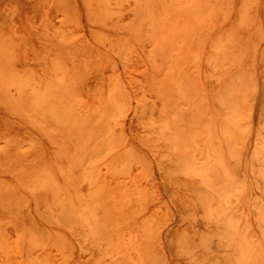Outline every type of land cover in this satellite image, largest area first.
I'll list each match as a JSON object with an SVG mask.
<instances>
[{
    "label": "bare ground",
    "instance_id": "1",
    "mask_svg": "<svg viewBox=\"0 0 264 264\" xmlns=\"http://www.w3.org/2000/svg\"><path fill=\"white\" fill-rule=\"evenodd\" d=\"M70 2H73V1H70ZM70 2L68 4V8H70V4H71ZM94 2H96V0H94ZM98 2H96V5ZM115 2L117 3V8H116V5L114 4L113 5L115 6L116 11L113 14L111 12H107L111 14V16L109 17L112 18V17L117 16V18L118 17L122 18L123 22H125V25L128 26L129 30L133 28L137 32L136 38L140 37V40H141V37H145V38H148L147 41L150 40V43H151L152 39H154L157 46L163 49L164 53H166V55L169 57L171 74H169L167 78L165 77V80H162L161 82H159L156 87V95L157 93H160L158 94L159 96L162 95V100H161L162 106L160 107V109H162L163 111H168L170 110V108H175L173 103L171 104L168 103V100L172 99V95L170 93L171 90L170 91L167 90V88L173 85L174 83H176L180 91H183L187 94L190 93L192 95V96L189 95L191 97V102L190 103L188 102V107L185 110L180 108V110H184L181 112L178 110L177 112H180V114H176L172 112V114H170V117L167 116L165 118L159 119V118H155V116H151L148 110V103H147L148 93H146L144 89L139 88V87L134 90L126 88L125 78L122 76V73L118 67L121 61L120 59L121 54L119 53V50H120L119 45L107 47L106 44L102 40L103 38H101L102 36L100 37L96 33L95 30H94L95 31L94 33L92 32L93 36L92 34L89 33V35H91V41L93 37V44L91 45V47H93L92 48L93 56L90 55L91 60L90 58L89 60L94 61L93 58H95V62H96L94 64L95 66L92 68L93 73L89 72L90 77L88 78V82L86 79H83V77H81L82 75L81 72H80L79 77L75 76L78 79L82 78L83 81L85 80V82L88 83L87 85L86 83L84 84L85 89L87 88L86 91L83 88L84 89L83 92L81 90L82 93L80 91L75 92L74 89H78L75 87V83H74V80L76 81V79L72 78V75L69 76L68 74L67 76V73H69V71L75 72L73 71V68H71V65L73 66L72 64L73 60H74L73 62H77L75 61V58H77L76 53H75L76 56H73V60H69V62L71 61L70 62L71 64H69L70 66L68 65L69 70L68 68H66L68 70L66 74L64 73L65 70L59 69L57 60H52L54 62L53 63L54 66L52 64V67H50V71L52 70L51 68L53 67H55V69H53L52 72L49 71V73L52 74L53 71L55 70L54 77L56 78H53V76L50 74L51 78L46 79L44 76H42L44 75L42 71L39 72L40 75H38V73H34V71L32 73V70L30 71L27 70L25 73H23L24 76H22L19 73V71L15 67H13V66H16V64L19 61L25 60L30 65H32L33 68L43 67V66L39 67L38 64L36 66L35 62L37 60L32 61L31 57H29V59L25 57L24 55L25 48L29 49L30 46H33V48L35 47L36 53L38 56L41 54V51H40L39 46L36 47V45L34 44L35 43L34 39L38 37L39 35L40 37H44L46 39L45 43L47 42V39H48L49 41L48 48H49L50 40L51 42H53V40H55V37H57L59 31L58 33L56 32V36H55V34L51 35L50 32H48L47 30L44 31L40 27L41 30L37 31L38 32L37 34H39L37 36V34H33L34 32H32L31 24L29 25L28 20L26 21L25 19H24L25 21L24 24L20 25L22 28L18 29L19 25L17 24L19 23L16 22L17 20L15 21L13 17H11L12 15H14V11H13L14 6L12 9V7L8 5V7L10 6V8L12 9L10 11L13 13L8 11L9 10L8 9L6 10V16L0 17V24H2V28L4 24L6 26V27L4 26L5 30L0 27L1 28L0 29L1 30L0 31V63L2 64V65L0 64V66H2L3 68V70H1L0 68V79H1V76H2L1 82L4 80L13 79V83L17 87H21L23 91L20 92L22 96L21 97L19 96L20 98H18V100L20 99V101L18 100L13 101V99H16V96H17L16 94L13 95L14 98L11 97L12 99L10 98V100H8L9 101L8 114H5V112H7L6 110L7 105L4 104V107H6V109L4 108V110L6 111L4 112L3 117L0 116V119L1 118L3 119V121L0 122V125H6L7 124L6 121H8V124L10 122V125L12 126L22 125L23 127V125H30L31 131L32 129L33 130L35 129L34 130L35 134H37L36 130L39 132V129L41 128V127L40 128L37 127L38 125H41V126L43 125V127L44 125H53L52 127L55 128V132L57 131L58 135L54 133V136L56 138H54L53 136H49V139L50 138L53 140L57 139V141H55L54 143L57 146H58L57 142H59V140L61 139V141H64L65 144H68V147H65L63 149L62 146H65V145L61 144L62 143L61 141H60L61 142L60 144L63 150L62 149L59 150L60 146L58 147L57 150H55L53 143L51 147L50 145L48 146V148L50 147L49 149L52 150V154L54 150L55 156L52 157L51 161L54 160V163L52 165H54L55 167V165L57 164L56 161L59 158L58 163H59L60 168L58 170L62 171L61 175L64 174L65 176L67 175L69 176L68 178L66 177L67 179L66 178L65 179L69 180L70 185H71V183H74V180L71 182V179L69 178L70 176L74 175L76 171L78 174H80L79 175L80 179L83 182L88 180L87 176H88V170L90 169V167L87 161L90 160V157H91L90 153L92 152L91 147L93 146V145H89L90 141L95 140V139H98V141L99 139L106 141L108 139V135H110L109 133L110 126L112 125V127H114V125H120L121 118H123L121 117L123 111L126 109L128 110L131 109L133 114L131 113L132 118H131L130 125H137L139 127V130L137 132H140V130L143 131L146 138H149V139L155 138L156 140L157 138L156 136L158 135L165 136L166 134L174 135L176 136V138L178 137V140H179L178 152H180V154L179 153L178 154L183 157L181 159H184L185 157L186 162H183L184 163L183 166L179 167L182 161L178 160L180 163L179 162L177 163H179L180 165L178 164L179 166L178 165L177 166L180 169L178 168H177L178 170L176 169L174 178L176 179L177 185L178 184L180 185V188L183 187L187 189L186 191H188L187 192L188 195L186 199L193 202L197 206L201 207L203 210V212L202 211L200 212V215H196L191 219V227L197 228L198 226H202L204 224V221H206L205 223H208L209 220L212 219V217H214L213 212H212V207H215L216 210L217 209L224 210L227 204L231 203V201L236 197L239 199L238 202L240 201L241 205L243 204L245 213H249L250 215L252 211H255V213L257 214L256 216L258 218V221L255 223H252L251 228L246 233L249 238L247 237V240L245 241V246L247 247V250L245 252H243L242 250L243 246H241V242L239 241V239H237L238 237L243 238L241 234L242 231H239L237 227H234V226L232 228L226 227V228H220L217 231L215 230L216 231L215 235H211V236L202 235L200 236V238L198 237L197 240L195 239L194 241L183 242L182 247H181L182 251L180 252H182L183 255L186 256V258L190 259L193 264H208L209 262H213L214 264H264V255H262L264 254V160L262 159L264 157L263 147H262L263 140H264V132L262 131V129H260L256 125L244 124V123L238 122L235 119L237 109L248 110V105L249 103H251V101L245 102L246 98L251 93L250 94L247 93V96L244 99H242L239 96L238 91H239L240 86L246 85L247 87H249L247 89L248 91L249 89H254L256 87L258 88L257 78L259 74H261V79H264V50H263V46H264V0H239L237 3L234 4L233 7H232V4L229 3V0H115ZM6 3L5 4L3 3V7L4 5L6 6ZM78 3H81V2L78 1ZM99 3H100L99 4L100 7H103V9L108 10V11L111 7H114L113 5L110 7V5H108V2L106 0H101ZM74 4L75 2H73V5ZM248 4H254L255 6L258 7V8L256 7L257 10L255 11V15L257 14L256 17H258L259 19L258 26H257L258 30L256 31L257 39L255 40V43L258 48L262 46V50H260L261 52L257 51L256 53L253 54L251 58L250 68L245 70V69H242L241 67V64L244 62V58H242V56L240 55L235 45L236 43H238V38H237L238 34L240 36V33H247V32L249 33L250 31L249 28H251L249 25V20L251 16L245 12L246 11L245 7ZM75 5L74 7L72 6L74 12L76 10ZM99 5H97L98 8H99ZM93 6L95 8V5ZM3 7L0 9V11L3 10ZM5 8L6 7H4V9ZM99 9L98 11L101 13ZM92 10H93V7H92ZM230 10L238 11L236 20L233 21L231 19V21L229 22L227 21L228 20L227 19L225 20V23H222L228 11ZM7 12H10V14L9 13L7 14ZM76 12H78V10H76ZM70 13H68V15ZM74 15H72V18ZM60 17L62 16L60 15ZM76 17L78 16H75V18ZM97 18H99L98 15H97ZM110 19L108 20V18L106 17L105 21L104 20L103 21L105 23H108V21L110 22ZM90 20H93V18ZM67 21H69V19ZM202 23L203 25L211 26V28L214 27L215 25H220L222 23L220 26L221 27L223 26L221 29L223 34L221 36L218 35L219 37L216 39V41L213 40L214 38L212 39L211 37L209 40L210 45L208 46L205 45L206 43H208V41L207 42L205 41L206 43H203L204 41L201 42L199 38V42L201 44L203 43V46H204L201 48L206 47L205 51L208 50L210 46L209 50L207 51V54L205 52V54H203L204 55L203 57L201 56L199 57L198 55L195 54L193 50V49H196L198 46V45L196 46L198 39L196 40L194 37L193 38L194 40H193L191 37L195 33L193 31H197L198 29L197 27L204 28L201 25ZM84 24L85 23H83V26ZM58 26L61 27L60 24H58ZM58 26H56L55 29L59 28ZM73 26H75V23ZM119 26H121V24ZM74 28L75 27H73V30ZM77 28H78V25H77ZM91 28L90 29L88 28L89 31L91 30ZM61 29H60V32H62ZM67 29L63 30V32L65 31L66 33L64 34V37L68 33ZM204 29L209 30L208 27L207 28L205 27ZM106 30L105 32L107 33ZM126 30H127V27H126ZM208 30L206 31L210 32ZM50 31H53V30L50 29ZM70 31L71 30H69V32ZM199 31H202V29H200ZM220 32L219 34H221ZM254 32L255 31L253 28V33ZM71 33L73 34L74 32H71ZM83 33L87 34V31ZM197 33H201V32L197 31ZM61 34H59V36H61ZM141 34H145V36H141ZM201 34H207V33L205 32ZM59 36H58V39H59ZM116 36L118 37L117 34ZM64 37L62 36L63 40L65 41ZM204 37L206 39V35H204ZM118 38H120V36ZM211 39H212V42H211ZM246 41H247V44H249V40H246ZM83 42L85 41L82 40V43ZM45 43L43 42L40 44L41 45L44 44L45 46ZM142 43L144 44L145 41L144 42L141 41V44ZM250 46H251V43H250ZM37 48H38V51H40L39 53L37 51ZM199 48H200V45H199ZM138 49H134V51H139ZM228 49L230 50L232 49V50L227 55L226 52ZM45 50L42 52L43 55L46 52ZM141 50H143V48ZM70 51L68 52L70 53ZM89 52H90V49H89ZM153 52H154V49H153ZM197 54L200 55V53H197ZM46 55L49 56L47 53ZM67 55L68 53L66 54V56ZM225 55H226V58H225ZM68 56L72 57V55H68ZM245 57L248 62V54ZM80 59H81V56H80ZM148 60L150 61V59ZM49 61H50V66H51V62H52L51 59ZM90 61H88V57H87V64ZM212 61H216V62L212 63ZM145 62H147V60ZM34 63H35V66H34ZM210 64H214L213 65L214 68H210L211 67ZM30 65L27 66V68L30 67ZM8 66L10 67V69H8L9 68ZM78 66H80L79 63L75 66L76 67L75 73L78 72L77 70L79 69ZM89 66L91 68L93 65H89ZM63 67L65 68V65ZM196 68H198V71ZM88 69L89 67L86 68L85 70H88ZM149 69L150 68H148V71ZM146 71H147V67L145 71L143 72H146ZM154 71L156 72L155 68H154ZM49 73L46 72L45 75L46 74L49 75ZM152 75H154L153 72H152ZM6 76H7V79L5 78ZM211 82L213 83L215 82V84L213 85L216 87L212 85L210 87ZM152 84H154V82L151 83V85ZM80 86L82 89L81 84ZM154 86L156 85L154 84ZM1 87L3 86L0 85V96L2 93L3 96H1V98L4 97L3 99H5L7 98L6 94H7V91L9 92L8 90L9 88H7L6 93H5L4 87L3 88ZM210 88L212 89L210 90ZM153 89L155 90V87ZM153 89H151L152 93H153ZM255 90L256 89H254V91ZM11 92H14V91H12V89L10 90L9 97L12 96ZM209 92H212L211 95ZM256 95L257 93H254V97H256ZM7 99L5 101L2 99L1 100L4 103H7L6 102ZM263 100H264V96H263ZM3 102L1 103L3 104ZM20 102L22 103L19 104ZM225 102L228 103V113L231 117L229 121L227 120L228 122L223 123L224 125L226 124V126L222 124L224 126L222 127L220 123H219L220 125L214 124L216 121H215L214 116L212 118V115L219 114L218 109ZM0 108L3 109V106H1ZM222 109L220 107V110ZM4 110L0 111V115H2L1 112L3 113ZM223 111H226V110L224 109ZM165 113L166 112H164V115ZM209 116H211L213 120L209 118ZM216 117L218 118L219 116L216 115ZM221 118L222 116L220 112V117H219L220 122H221ZM4 119L6 121H4ZM212 122H213V125L211 124ZM222 122H224V120ZM31 125L33 126L35 125L36 128L35 127L31 128ZM13 129L15 130L16 128H13ZM61 129L63 130L61 131ZM114 130L113 132H115ZM17 131H20V130H16L14 134ZM40 132H42V130H40ZM2 134H3V130L0 135L2 136ZM14 134H11V135H14ZM42 134H44L43 137L45 138V141H46V136H48V133L46 134L45 129H44V133L42 132ZM204 135L208 136V140H207L208 144L203 145L199 148H197L196 145L191 144V143H194V140H197L196 138L204 136ZM13 137L15 139V136ZM110 137L111 135L109 136V138ZM143 137L140 136V139H142ZM14 139H12V141H14ZM51 139L48 141L52 142L53 140ZM9 140L11 141V139ZM48 141L47 143H49ZM43 143L45 142H42L41 140V143H40L39 141L40 145ZM119 143L121 144V142ZM225 143L227 144L226 148L224 147ZM4 145L5 144H3V146ZM45 145L47 144L45 143ZM3 146L1 147L2 149L5 147ZM42 147L43 149L45 148L44 144ZM220 147L225 148V149L221 148L222 153L218 152V149ZM11 149H9V151ZM195 150H197L198 154L204 157L202 161H196L195 160L196 158L194 159L192 157L194 154L192 156L190 155V153ZM6 151H8V149ZM48 151L46 152V154H48ZM223 151L225 153H223ZM3 152H4V149H3ZM179 155H178V159H179ZM259 155H261L262 158ZM44 156L45 155L43 154L42 158L40 159L43 160L45 158ZM50 156H51V153H50ZM125 156L127 157V155ZM0 157L4 158V156H0ZM47 157L49 158V156ZM47 161H44L43 164L45 162L47 163ZM49 165L50 164L48 163L47 167H49ZM52 165H50V167ZM211 165L213 167V172H216L218 176L223 177L224 175L225 177L229 179L228 189L226 191H225V188H224V191H221L215 187L207 188L206 185L205 186L202 185L200 187L199 183L200 182L203 183V181H205L206 175L208 173L207 172L208 167L211 169L210 167ZM6 166L10 170H12V168H10L7 165V163H6ZM42 166L43 165H41V168H39L38 170L40 169L42 170ZM44 169L45 170L43 172L45 171L47 172V169L46 168ZM51 169L55 170L53 167ZM157 169L159 171V168ZM46 172L44 173V175L46 174ZM147 173H148L147 166L146 168L145 166H142L140 174L135 180V184H134L135 187L133 188L134 191L132 192V190H130V192L128 193L123 191L121 194L122 202L120 203V205H122V208L124 210L126 208V204L128 205L129 203L131 205L133 204L132 201L135 200L134 201V205H135L136 199L140 198L139 202L137 201L138 203L136 207L130 209L129 211H127L126 209L127 213H124V216H126L125 221L128 218H130L128 219L129 229L132 227L131 237L132 236L133 237L130 239V241H133V244L130 247V243L128 242V248L132 249L133 247V250H136V253H137L136 257L141 258V260L138 259V261L136 263L134 262V264H159L161 263V260L158 257L159 252H161L159 247L161 246L157 239V233H156L157 227L155 224V220L159 219L158 211H161L162 209L157 210V208L160 207L162 202H164V199L162 198V196L159 195L158 198L152 201V199L150 198L152 195L150 196L148 193H144V185H145L144 183L145 181H148L147 177L149 173L148 174ZM240 173H242L243 175V179L241 178L242 179L241 181L239 180ZM37 176H36L37 179L42 178L40 177V175H37ZM40 179H39V182H40ZM48 179L49 178H47V181L45 182V184H47V182L49 181ZM51 180L52 179L50 178V181ZM171 181H172V177H171ZM172 182L174 183V181ZM40 184L41 183H39V187L41 186ZM165 184L168 185V183H165ZM43 186H44V183H43ZM55 186H56V183H55ZM71 187L73 186H70V188ZM80 187L82 188V186ZM89 187L86 193H88ZM53 188L54 187L52 185V189ZM110 191L112 192L111 189ZM126 191H128V189ZM149 191L147 190V192ZM57 192L55 191L56 194ZM63 192L65 191L63 190ZM46 195L48 196V194ZM141 198H143V203L139 204L140 201L142 202ZM150 201L155 202L153 203V205L157 206L159 203L160 205H158V207L152 206L148 210L146 206ZM237 209H240V204ZM64 210L66 211L65 215L67 216V218L75 219L79 225H84L85 227H87L88 233L94 230L92 219H90L89 204L83 203L82 201L81 202L70 201L68 202ZM252 219H253V216H252ZM130 221H133L132 225H130L131 223ZM217 224H213L212 226L214 225L217 226ZM205 228H206V225H205ZM127 230H128V227L126 228V231L124 232H127ZM198 233H200V231ZM230 233H235L236 238L230 236ZM252 239H256L258 241L259 246L257 250H259L261 253L259 257L254 256L253 254L254 252L252 253V249H254L255 247L252 242L253 241ZM256 240H254L255 245L257 243Z\"/></svg>",
    "mask_w": 264,
    "mask_h": 264
},
{
    "label": "rangeland",
    "instance_id": "2",
    "mask_svg": "<svg viewBox=\"0 0 264 264\" xmlns=\"http://www.w3.org/2000/svg\"><path fill=\"white\" fill-rule=\"evenodd\" d=\"M0 1H1L0 9L3 7V3L5 4L8 1L7 2L8 4L6 3V6L4 5V7L6 8L4 9L3 7V10L0 11V17L6 16V10L9 9L8 11H10L13 9V6H14V9H15V10L13 9L14 15H12L11 17H13V19L15 21L17 20L16 22L19 23L17 24L19 25L18 29L22 28L20 25L24 24L25 22L24 19H25L26 21L28 20L29 25L31 24L32 32H34L33 34H37L38 33L37 31L42 29L44 31L47 30L48 32H50L51 35L55 34L56 36V32L58 33L59 31L57 37H55V40H53V42H51L50 40L49 48H48V45H49L48 39H47V42L45 43L46 39L44 37H40V35L37 34V36L38 35L39 36L34 39L35 41L34 44L36 45V47L39 46L42 55H43L42 52L46 49L45 50L46 52L44 53L43 56L41 54L37 56L36 48L35 47L33 48V46H30L29 49L25 48V52H24L25 57L28 59L29 57H31L32 61L37 60L35 62L36 66L38 64L39 67L41 66L43 67L33 68L32 65H30L25 60L19 61L16 64V66H13V67H15L22 76H24L23 73H25L27 70L29 71L32 70V73L34 71V73H38V75H40L39 72L42 71L44 73V75L42 76H44L46 79L51 78V75L53 76V78H56L54 77L55 70L53 71L52 74L49 73L50 67H52V64L54 63L52 60H57L59 69L65 70L64 73L66 74L69 70L68 65L71 64L70 63L71 61L69 62V60H73V56H76L75 55L76 53L77 58H75V61L77 62H73L74 61L73 60L72 64L74 67L71 65V68H73V71L76 72L75 66L79 63L80 66H78L79 69H77L79 74L78 72L75 73V72L69 71V73H67V76L69 74V76L72 75V78L76 79V81L74 80L75 87L78 88L79 90L74 89L75 92H79V91L81 92V90L83 92V90L85 89L84 84L85 83L86 85L88 84L87 83L88 78L90 77L89 72L93 73L92 68L95 66L94 64L96 63L95 58H93L94 61H90L91 60L90 55L93 56V49H92L93 47H91V45L93 44V37L91 41V35H89L90 33L93 36V33L96 31V33L100 37L102 36L101 38H103L102 40L106 44L107 47L119 45L120 47L119 53L121 54L120 64L122 66L119 64L118 67L122 73V76L125 78L126 88L134 90L139 87V88L144 89L146 93H148L147 103H148V110L151 116H155V118L160 119V118H165L167 116L170 117V114H172V112L176 114H180L181 111H184L188 107V102L189 103L191 102V97L189 96L191 94L190 93L187 94L183 91H180L176 83H174L175 85L173 84L169 86L168 87L169 89L167 88V90L169 91L171 90L170 93L173 99L172 101V99H170L169 97L171 101L168 100V103L169 104L173 103L175 108H170V110L168 111H163L162 109H160V107L162 106V101H161L162 95L159 96L158 94L160 93H157L156 95V87L159 82H161L162 80H165V77L167 78L169 74H171L169 57L166 55V53H164L163 49L157 46L154 39H152L151 43H150V40L147 41L148 38H145V37H141V40H140V37L136 38L137 32L133 28L129 30L128 26L125 25V22H123L122 18L120 17L117 18V16H115V17H112L113 18L112 19L111 17H109L111 16V14L107 12H111L113 14L116 11L114 5H116V8H117V3L115 2V0H109V1L106 0L108 2V5H110V7L114 4L113 5L114 7H111L109 11L103 9V7H100L99 2L101 0H96V2L99 1L97 5H99L100 9L97 7L96 2H94V0H85V2L84 0L82 1L81 0H69V1L68 0H0ZM70 1L75 2V4L77 2V4L76 5L74 4V5H75V9L78 10V12H76V10L74 12L73 2H70ZM78 1H80L81 3H78ZM238 1L239 0H236V1L229 0V3L232 4V7H233L234 4L237 3ZM69 2L71 3L70 8H68ZM8 5H10L12 9L10 8V6L8 7ZM93 5H95V8ZM92 7H93V10H92ZM256 7L257 6H255L254 4H248L245 7V10H246L245 12L251 16L249 20V25L251 27L249 29L251 33L249 31V33L248 32L240 33V36L238 34V37H237L238 43H236L235 45V47H237V50L239 51L242 58H244V62L241 64V67L242 69H245V70L250 68L251 58L253 54L256 53L257 51L261 52L260 50H262V46L258 48L255 43V40L257 39L256 31L258 30L257 26H258V21H259L258 17H256L257 14L255 15V11L258 8ZM98 9L101 11V13L98 11ZM67 11L68 13H70L71 11V13L68 15ZM230 11H228L227 13L229 17L226 15L222 23H225V20L227 19H228L227 21L229 22L231 21V19L233 21L236 20L238 11L233 10L234 13L233 11L231 12ZM10 12H7V14L8 13L10 14ZM230 13L233 17L230 15ZM60 15L62 17H60ZM72 15H74L73 18H72ZM97 15L99 18H97ZM75 16H78V17L75 18ZM106 17L108 18V20L111 18L110 19L111 23L109 21L108 23L104 22ZM92 18L93 20H90ZM68 19L69 21H67ZM77 20L80 21L81 23L78 22ZM74 23H75V26H73ZM83 23H85L84 26H83ZM58 24H60L61 27L58 26ZM120 24L121 26H119ZM77 25H78V28H77ZM90 25L92 26V28ZM201 25L204 28L208 27L209 30L208 29L206 30L210 32H207L204 28L197 27L198 32H201V33L206 32L207 34L197 33V31H193L195 32L194 34L192 33L193 36L191 38L193 39L195 37L196 40L198 39L197 44H196V46L198 45L196 48L197 50L196 49H193V50L195 54L198 55L199 57L200 56L203 57L204 56L203 54H205V52L207 54V51L210 48L209 46L208 50L205 51L206 47L201 48V47H204L203 43H206L208 41V43L205 44L208 46L210 45L209 40L211 37L212 39L214 38L213 40L216 41V39L223 34L221 30L223 26L221 27L220 25H215L214 27L211 28V26L203 25V23ZM4 26L2 28V24H0V27L5 30L6 26L5 27ZM56 26H58L59 28L55 29ZM123 26L125 27V29ZM73 27H75L74 30H73ZM126 27L128 31L126 30ZM88 28L89 29L91 28V30L89 31ZM199 28L202 29V31H199L200 30ZM218 28L221 30V32ZM253 28L255 31L254 33H253ZM50 29H52L53 31H50ZM60 29L62 30V32H60ZM65 29H67L68 33L64 37V34L66 33L65 31L63 32V30ZM69 30L71 31L69 32ZM105 30L107 31V33L105 32ZM125 30L127 33L125 32ZM86 31H87V34L83 33ZM218 31L221 34H219ZM71 32H74L76 35L74 33L72 34ZM115 33L118 35V37L120 36V38H118ZM59 34H61V36H59ZM204 35H206V39ZM58 36H59V39H58ZM62 36L64 37L65 41L63 40ZM141 36H145V34H141ZM199 38L201 42L204 41L202 44L199 42ZM212 39H211V42H212ZM82 40L85 42L82 43ZM246 40H249V44H247ZM42 41L45 43V46L44 44L42 45L40 44V43H43ZM141 41L142 42L145 41V43L141 44ZM250 43H251V46H250ZM199 45H200V48H199ZM142 48L143 50H141ZM89 49H90V52H89ZM134 49H138L140 52L134 51ZM153 49H154V52H153ZM231 50L230 49L227 50L226 52L227 55L229 54ZM263 50H264V46H263ZM37 51H38V48H37ZM40 51H38V53ZM68 51H70V53ZM65 52L66 54L68 53V55H72V57L71 56L69 57L68 55L66 56ZM46 53L50 57L47 56ZM197 53H200V55ZM247 54H248L249 63L247 62V59L245 57L247 56ZM79 55L81 56V59ZM87 57H88V61H90L88 62V64H87ZM225 58H226V55H225ZM50 59L52 61L51 66H50V61H49ZM143 59L145 61L147 60V62H145ZM148 59H150V61ZM214 62L216 61H212V63ZM35 63H34V66H35ZM29 65L30 67L27 68V66ZM64 65H65V68L63 67ZM89 65H93V66L90 68ZM213 65L214 64H210L211 66L210 68H214ZM88 67L89 69L85 70ZM146 67H147V71L143 72L145 71ZM0 68L1 70H3L2 66H0ZM66 68H68V70ZM148 68H150L149 71H148ZM154 68L156 72L154 71ZM8 69H10V67ZM51 69L53 70L55 69V67ZM196 69L198 71V68ZM52 70L50 72H52ZM46 72L49 73V75L46 74L47 77L45 75ZM80 72L82 74L81 77H83V79H86L87 82H85V80L83 81L82 78L81 79L76 78L80 76ZM152 72L156 76V78L154 75H152ZM5 78L7 79V76ZM257 79H258V88L257 87L254 88L256 89L255 91L254 89H249L247 91L249 87H247L246 85L240 86L239 91H238L239 96L242 99H244L247 96V93L249 94L251 93L245 100V102L251 101V103H249L248 105V110L237 109L235 119L238 122H241L244 124L256 125L260 129H262V131L264 132V100H263L264 79H261V74L258 75ZM1 80H2V76L0 79V85L4 87L5 93H6L7 88H9L8 89L9 92L11 89L12 91H14V92H11L12 96L10 97H9V92L7 91L8 96L6 94V97L9 99L7 98L3 99L4 97L1 98V96H3V94L1 93L0 107L3 106V109L1 108L0 109L4 110V108L6 109L7 107L6 109L7 112H5L6 110H4L3 113L1 112L2 115L0 116L3 117L4 112L5 114H8V107H9L8 100H10L11 97L14 98L13 95L16 94L17 95L16 99H13V101H17L18 98L22 96L20 92H22L23 89L21 87H17L13 83V79L4 80L2 82ZM147 82H149L150 84ZM153 82L156 86H154V84L151 85V83ZM80 84L82 85V89H81ZM213 84H215V82L214 83L211 82L210 87L211 85L214 86ZM154 87H155V90L153 89ZM212 88H210V90ZM151 89H153V93ZM209 93L211 95L212 92H209ZM254 93H257L256 97H254ZM1 99L4 101L7 99L6 101L7 103H4ZM18 101H20V99ZM1 102H3V104ZM21 103L22 102H20L19 104ZM4 104H6L7 106L5 105L6 107H4ZM220 107L221 109L223 107V109L220 110ZM220 107L218 109L219 114H216V115L220 117V112H221V116H222L221 122H220L219 117L217 118L216 115H212V118L214 116L215 121H216L214 123L215 125H220V124L222 125L223 123L228 122L231 117L228 113V103L227 102L223 103ZM180 108L184 110H180ZM224 109L226 111H223ZM178 110L180 112H177ZM164 112H166L165 115H164ZM131 113L133 114L131 109L130 110L126 109L123 111L122 116H121L123 118H121V121H120L121 126L114 125V127H112L111 125L109 128V133L111 137L109 138L110 135H108V139L106 141L101 140V139H99V141L98 139L90 141L89 145H93V146L91 147L92 152L90 153V156H91L90 160L87 161L90 167V169L88 170V176H87L88 180L83 182L80 179V176H79L80 174H78L76 171V173L70 176L69 178L71 179V182L74 180V183H71V185H70V181L66 180L69 176L68 175L65 176L64 174L61 175L62 171L58 170L60 168L59 163H58L59 158L56 161L57 164L55 165V167L54 165H52L54 163V160L53 161L51 160H52V157L55 156L54 150L52 154V150L49 149L52 146V143L55 147V150H57L59 146H60L59 150L62 149V147L63 149L65 147H68V144H65L64 141H61V139L59 140V142H57L58 146L54 144L55 141H57V139L53 140L50 138L54 142L48 141L50 140L49 136H53L54 138H56L54 136V133L57 134V131L55 132V128L52 127L53 125H44V127L47 126L46 128H44L43 125L42 126L36 125L37 127L39 128L41 127V128L39 129V132L36 130L37 134H35L34 132L35 129L34 130L32 129L33 131L32 132L30 129V125H23V127L22 125H19L20 127L18 125H13L14 126L13 127L12 125H10V122L8 124V121L4 119V121H6L8 125L7 124L0 125L1 126L0 130L2 129L3 134H4V135L2 134V136L0 135V153H1L0 156H4V158L0 157V264H132V263L134 264V262L136 263L138 259L141 260L140 257L139 258L136 257L137 253H136V250H133V247L132 249L128 248V242L130 243V247L133 244V241H130V239L133 237V236L131 237L132 227L129 229L128 219L130 218H128L125 221L126 216H124V213H127V211H129L130 209L136 207L140 198H137L138 200L135 198L136 199L135 205H134L135 200L132 201L133 204L131 205L129 203L128 205L126 204L125 210L122 208V205H120V203L122 202L121 194L123 191L127 193L130 192V190H132V192L134 191L133 188L135 187L134 186L135 180L139 176L142 166H145V168L147 166L148 173H149V174L147 173L148 181H145L144 183L145 184L144 193H148L150 196L152 195L150 197L152 201L158 198L159 195L162 196V198L164 199V202H162L161 205L160 203L158 204L160 205V207H158V205L157 206L153 205V203L155 202H152V201H150L146 206L148 210L152 206L158 207L157 210L162 209L161 211H158L159 219L155 220V224L157 227L156 228L157 239L161 246L159 247L161 252H159L158 254V257L161 260V263L159 264H193L190 259L186 258V256L183 255L182 252H180L182 251L181 250L182 243L186 241H194L195 239L197 240V238L198 237L200 238V236L202 235L203 236L215 235L217 230H219L220 228H226V227L232 228L234 226V227H237L239 231H242L241 234L243 238L238 237L237 239H239V241L241 242V246H243V249H242L243 252L247 250V247L245 246V241L247 240L248 236L246 233L251 228L252 223H255L258 221V218L256 216L257 214L255 213V211H252L250 215L249 213H245L243 204L241 205V202L240 201L238 202L239 199L236 197L231 201V203L227 204L224 210L223 209L216 210L215 207H212V212H213L214 217H212V219L209 220V222L211 221L210 223L209 222L205 223L206 221H204V224L202 226H198L197 228L191 227V219L196 215H200V212L201 211L203 212V210L201 207L197 206L193 202L186 199L188 195L187 193L188 191H186L187 189L183 187L180 188V185L179 184L177 185L176 179L174 178V174L178 166L181 164L179 166L181 167L184 164L183 162H186V158L184 157L185 161L184 159H181L183 157L179 155L180 152H178V149H179L178 148L179 146L178 137L176 138V136L174 135L166 134L165 136L164 135L156 136L157 137L156 140L155 138L154 139L146 138L143 131L140 130V132H137L139 130V127L137 125H130L131 118H132ZM209 118H211V116H209ZM223 120L224 122H222ZM1 121H3L2 118L0 119V122ZM211 124L213 125V122ZM223 125L222 127L226 126V124L224 126ZM33 127H35V125L34 126L31 125V128ZM13 128H16V129L14 130ZM44 129H45L46 134L48 133V136H46V141H45V138L43 137L44 134H42V132L44 133ZM63 129H61V131ZM16 130H20V131H17L14 134ZM40 130H42V132H40ZM113 130L115 132H113ZM38 133H40L41 135ZM11 134H14V135H11ZM13 136H15V139ZM140 136L142 137L144 136V137L140 139ZM9 139H11V141ZM12 139H14V141H12ZM196 139L197 140H194V143H191V144L196 145L197 148L208 144L207 135L198 137ZM41 140L42 142H45L47 144L45 145V143H43L45 146L44 149L42 147L43 144L41 145L39 144V141L41 143ZM47 141L49 143H47ZM119 142H121V144ZM60 143L64 144L65 146L61 147ZM3 144H5L4 146L6 148L3 146ZM49 145L50 147L48 148ZM2 146L4 147L3 148L4 152H3V149L1 148ZM224 147L225 148L227 147L226 143ZM224 147H220L218 149V152L222 153L221 148H224ZM262 147H263V154H264V140H263ZM7 149L8 151H6ZM9 149L11 150L9 151ZM47 151L49 155L46 154ZM49 152L51 153V156ZM223 153L225 152L223 151ZM43 154L45 155L44 156L45 158L43 160L44 161L48 160L47 163L45 162L44 164H43L44 161L40 159L42 158ZM125 155H127V157ZM178 155H179V159H178ZM190 155L191 156L193 155L192 157L194 159L196 158L195 159L196 161H202L204 159L202 155L197 153V150L191 152ZM47 156H49V158ZM259 156L261 157V155ZM262 159L264 160V157ZM178 160L182 162L180 163ZM177 162H179L180 164ZM6 163L10 168H12V170L7 168ZM48 163L52 166L50 167L49 165V167H47ZM41 165H43L42 170L41 169L38 170L39 168H41ZM52 167L55 170L51 169ZM210 167L211 169L208 167V171H207L208 173L206 175L205 181H203V183L202 182L199 183L200 187L202 185L203 186L206 185L207 188L215 187L221 191H224V188H225V191H226L228 189L229 179L225 177L224 175L223 177L218 176L216 172H213L212 165ZM44 168L47 169V172L45 171L46 172L45 175H44L45 172H43L45 170ZM157 168H159V171ZM36 174L42 177L41 179L39 178L40 182H39V179L36 178L37 176ZM239 176H240L239 180L241 181L243 179L242 173H240ZM171 177L174 183L171 181ZM47 178H49L48 179L49 181L47 182V184H45V182L47 181ZM50 178L52 179L51 181H50ZM39 183H41L40 187H39ZM43 183H44V186H43ZM55 183H56V186H55ZM57 183L59 184V186ZM165 183H168V185ZM52 185L55 189L54 188L52 189ZM87 185L88 187L90 186L88 193H86L88 189ZM70 186H73V187L70 188ZM80 186H82V188ZM116 186L119 189H117ZM110 189L112 190V192L110 191ZM127 189L128 191H126ZM63 190L65 192H63ZM147 190L148 191L150 190L149 191L150 193L147 192ZM55 191L56 192L58 191L57 194L55 193ZM46 194H48V196ZM141 200L142 202L140 201L139 204L143 203V198H141ZM70 201H79V202L82 201L83 203L89 204L90 219H92L93 228H94L92 232L88 233V228L85 227L84 225H79L75 219L67 218V216L65 215L66 211L64 209L66 208L68 202ZM239 204H240V209H237L239 207ZM252 216H253V219H252ZM130 222H131L130 225H132L133 221H130ZM212 223L213 224L218 223V224L217 226L216 225L212 226L213 225ZM205 225H206V228H205ZM127 227H128L127 232H124L126 231ZM199 231L200 233H198ZM230 236L235 237V233H230ZM252 240L255 246L254 249H252V253L254 252L253 253L254 256L259 257L261 253L259 250H257L259 246L258 241L256 239H252ZM254 240H256L257 242L256 245H255ZM208 264H214V263L209 262Z\"/></svg>",
    "mask_w": 264,
    "mask_h": 264
}]
</instances>
